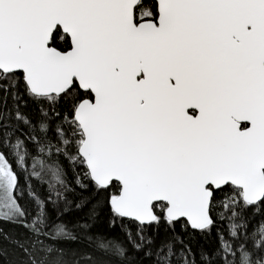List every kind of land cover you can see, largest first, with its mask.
Instances as JSON below:
<instances>
[{
  "label": "snow or ice",
  "instance_id": "snow-or-ice-1",
  "mask_svg": "<svg viewBox=\"0 0 264 264\" xmlns=\"http://www.w3.org/2000/svg\"><path fill=\"white\" fill-rule=\"evenodd\" d=\"M0 92V222L30 234L18 264H68L63 243L94 264H264V0H0ZM29 159L47 192L28 184L32 212ZM72 184L115 192L69 225ZM105 204L123 238L93 231ZM177 224L216 230V248L194 253Z\"/></svg>",
  "mask_w": 264,
  "mask_h": 264
},
{
  "label": "trees",
  "instance_id": "trees-1",
  "mask_svg": "<svg viewBox=\"0 0 264 264\" xmlns=\"http://www.w3.org/2000/svg\"><path fill=\"white\" fill-rule=\"evenodd\" d=\"M0 95H2V92H0ZM23 99L27 100V97L25 96ZM3 106V101H0V108H3ZM6 107L9 110L13 108V101L10 97L7 100ZM68 108V104H61L62 112L67 111ZM21 110L26 114L31 115L33 119L37 118L38 113L36 105L32 104L31 102L28 103L27 107H22ZM5 151H7V149H5ZM65 167L68 168V180L69 182H71L76 175V171H79V169L73 171L72 168L67 164H65ZM16 170L19 173L20 186L23 190V197L21 198L20 203L26 209L32 212L35 209L33 207V202L29 199L27 194L28 184L30 183L31 186L42 197L47 196V192L45 191L46 186L42 187L40 185V182L30 175L32 171L30 159L26 165V171L19 168H17ZM72 187L75 189V191L67 193L68 199L72 202V210L67 215L62 217V219L69 225L83 220L86 217L90 207L95 205L97 201H106L110 197L112 192H115V189H112L111 192L96 193L91 186L87 191H82L79 188H76L75 184H72ZM82 200L87 201V203L84 207L76 209L74 206L75 203ZM48 211L51 219L55 221L57 215L56 212L53 211L51 206H49ZM261 215H264V213H262ZM110 218L111 213L109 211V206L105 204L100 209L98 223L93 228V231H101L108 235H114L123 238V233L120 231L119 223H117L114 228L109 227ZM217 227H222L220 222L217 223ZM131 228L133 232H135L134 224L131 225ZM175 234L181 236L187 244L191 245L192 251L197 254L201 249L212 251L217 246L216 230H213L212 234L209 236H200L199 234L193 233L191 229H188V231L186 232L182 231L181 225L177 224L175 228ZM173 235L174 233L171 230L167 229L166 226H161L158 232L155 233V242L157 245H159L161 242L169 240ZM29 239L30 234L25 230V228L17 224L0 222V249L4 250V254L0 255V264H18L19 261L26 260L27 257L24 255L23 251L16 246L14 241L23 242ZM60 247L65 249V259L67 260L68 264H76L77 261H79V264H94V261L100 258V254L93 252V249L89 247L87 243H63L60 245ZM85 253H92L94 258L93 261H86L82 259ZM133 260L134 264H151L150 260L144 258L143 253H140L138 256H134Z\"/></svg>",
  "mask_w": 264,
  "mask_h": 264
}]
</instances>
